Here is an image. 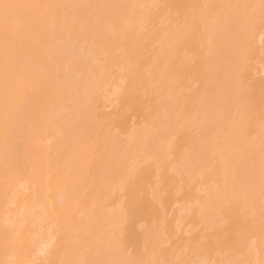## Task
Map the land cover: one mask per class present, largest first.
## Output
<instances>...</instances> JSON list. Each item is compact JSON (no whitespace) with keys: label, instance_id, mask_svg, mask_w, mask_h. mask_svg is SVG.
<instances>
[{"label":"bare ground","instance_id":"obj_1","mask_svg":"<svg viewBox=\"0 0 264 264\" xmlns=\"http://www.w3.org/2000/svg\"><path fill=\"white\" fill-rule=\"evenodd\" d=\"M0 264H264V0H4Z\"/></svg>","mask_w":264,"mask_h":264},{"label":"snow or ice","instance_id":"obj_2","mask_svg":"<svg viewBox=\"0 0 264 264\" xmlns=\"http://www.w3.org/2000/svg\"><path fill=\"white\" fill-rule=\"evenodd\" d=\"M41 7H51L47 5H34V4H19V3H8L4 0H0V19L3 21V31L5 40V53L7 57L8 43L14 35L15 29L13 25L21 15L22 10L37 9ZM264 8V4H262ZM122 264H136V262H122Z\"/></svg>","mask_w":264,"mask_h":264}]
</instances>
